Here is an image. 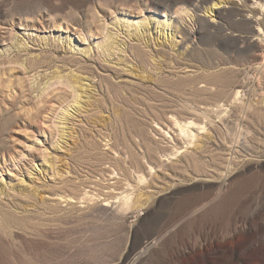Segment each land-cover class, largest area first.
Listing matches in <instances>:
<instances>
[{
    "label": "rangeland",
    "instance_id": "374dc122",
    "mask_svg": "<svg viewBox=\"0 0 264 264\" xmlns=\"http://www.w3.org/2000/svg\"><path fill=\"white\" fill-rule=\"evenodd\" d=\"M217 1L0 0V264H264V0Z\"/></svg>",
    "mask_w": 264,
    "mask_h": 264
},
{
    "label": "bare ground",
    "instance_id": "6f19581e",
    "mask_svg": "<svg viewBox=\"0 0 264 264\" xmlns=\"http://www.w3.org/2000/svg\"><path fill=\"white\" fill-rule=\"evenodd\" d=\"M226 3H225V1L224 0H218L217 2H214V4L212 5V10H214V9H216V8H221V7H223V5H225ZM261 6L264 8V4H261ZM122 52H126V51H124V50H121ZM159 62V61H158ZM157 63V62H156ZM160 64V63H159ZM63 77H58L57 78V80L58 81H60L61 79H62ZM71 79L72 78H70V80H68L67 81V83H65L68 87H70L72 90H78L79 91V89H83V85L82 84H80L82 81H83V79L82 80H80L79 82L78 81H75V82H72L71 81ZM75 79V78H74ZM76 80V79H75ZM78 80V79H77ZM74 81V80H73ZM63 83V82H62ZM78 84H80V85H78ZM65 85V86H66ZM67 87V88H68ZM48 89V88H47ZM47 89H45L44 91H43V93L47 90ZM78 101V100H77ZM67 117V116H66ZM191 124H193L192 122H188L187 123V125H191ZM223 185V184H222ZM125 201V200H124ZM209 204V203H208ZM123 205H125L124 203H123ZM144 206V204H142V205H140L139 203H135L134 204V208L135 209H140L141 207H143ZM110 207V206H109ZM125 207V206H124ZM128 207V206H127ZM104 209H106V210H108V207L107 206H105L104 207ZM125 210H127V208L125 209Z\"/></svg>",
    "mask_w": 264,
    "mask_h": 264
}]
</instances>
